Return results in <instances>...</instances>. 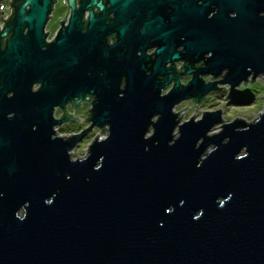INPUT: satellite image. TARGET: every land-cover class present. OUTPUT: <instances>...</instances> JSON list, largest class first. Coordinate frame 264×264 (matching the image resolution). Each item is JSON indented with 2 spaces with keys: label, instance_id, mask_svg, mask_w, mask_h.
<instances>
[{
  "label": "water",
  "instance_id": "95a60500",
  "mask_svg": "<svg viewBox=\"0 0 264 264\" xmlns=\"http://www.w3.org/2000/svg\"><path fill=\"white\" fill-rule=\"evenodd\" d=\"M5 2L0 264H264V104L246 123L171 112L215 83L264 80V0H64L67 23L49 42L55 0ZM79 100L89 125L56 135L80 122L62 107ZM91 128L106 134L71 160Z\"/></svg>",
  "mask_w": 264,
  "mask_h": 264
},
{
  "label": "rangeland",
  "instance_id": "374dc122",
  "mask_svg": "<svg viewBox=\"0 0 264 264\" xmlns=\"http://www.w3.org/2000/svg\"><path fill=\"white\" fill-rule=\"evenodd\" d=\"M48 25V24H47ZM260 77V78H259ZM259 77H255L254 79L251 80V82L246 83V84H241L240 86L234 88L233 89H224V88H228L227 86H223L222 89L224 90H219L217 92H215L214 94H207L206 95V99H204L203 102H199L198 105L193 106V104H190L187 100L183 101L182 103H180L179 105H177L174 108V112L176 113L177 111V115L180 116V119L182 121L189 119L192 115H193V120L194 119H198L201 117L200 112H204V111H214V110H219L220 113V118L222 122H228L231 121L233 119H240L243 122H250L251 120H253L254 118L257 117L258 113L260 112V108L263 106L264 104V80L261 79L263 78L262 75H259ZM240 88H245L246 91L251 92L252 97H249L247 101L243 102V101H231L230 96H229V92H234V91H238ZM85 105L86 103L83 102L79 107L76 108V112L77 113H81L83 111H85ZM189 106L188 108L183 109L184 107ZM196 107V110H194V108ZM194 111V112H193ZM180 114V115H179ZM181 121H179L178 123H180ZM69 127L70 126H76V122H70V124L68 123ZM81 124L79 126V129L81 128ZM77 127V126H76ZM219 129L217 127V125H215V127H213V129L211 130V132H214ZM65 132L66 129H63ZM176 130H174L172 132L173 136L175 135ZM57 134H62V132H56ZM97 134V135H96ZM96 135L100 136L101 138L103 137V134L100 135L99 130L93 129V131H91V133L89 134V136L82 138L81 141L79 140L78 144L73 146L71 148V150L69 149V155H70V159L72 160L73 158H82V156L85 155V147L87 146V144L92 141V136ZM63 136H68L65 133L63 134Z\"/></svg>",
  "mask_w": 264,
  "mask_h": 264
},
{
  "label": "flooded vegetation",
  "instance_id": "af4514ba",
  "mask_svg": "<svg viewBox=\"0 0 264 264\" xmlns=\"http://www.w3.org/2000/svg\"><path fill=\"white\" fill-rule=\"evenodd\" d=\"M63 1L64 0H55L54 3H51L52 12L47 17L48 19H47L46 23L43 26V32H44V34L48 30V33L45 35V38H44V41L45 42L51 41L53 35L56 33V31L58 29V24H57L56 21H61L62 18H63V16H64L65 17V20H63V22L61 23V25L62 26H65V24L67 23V19H68L67 16H68V12L70 11V8L69 7H66V3L65 2L63 3ZM73 6H74V8H77L76 3ZM66 8H67V10H66ZM64 13H65V15H64ZM86 15H87V10L85 12H83V16H84L83 19H85V20H86V17H87ZM231 15H233V14L232 13H230V14L228 13V16L229 17ZM108 44H111V42L108 41L107 45ZM154 49H155V46L150 47L149 49L147 48V49L143 50V53L144 54H150V52H152V50H154ZM174 50L175 51H178V50H180V48H175ZM134 54L137 55L138 54V51H135ZM172 63L174 64L173 67H181V65H182V63H181L180 60H175ZM167 66H168V62H164V67H167ZM203 66H204V64L199 65V67H201V68ZM189 69H190V67H187L185 70H189ZM178 71L181 72L182 69L181 70L179 69ZM219 72H220V76L223 77L224 71H221L220 70ZM167 76H170V74H167ZM197 76L199 77L200 74H198ZM220 76H215L211 80V79H207L209 77H212L211 74H209V73H203L202 76H200V78H201L200 80L202 81V83H205L206 80H207V82H213L215 80H218V79L222 78ZM189 79H191V73H185V74H182V76L181 75H178L176 82H177V84H181V86H182V85H185L186 81H188ZM37 86H39V84H33L32 87H31V89L34 90L35 88H37ZM215 86L216 87H222L223 88V84L215 83ZM225 86H227V85H225ZM171 87H172V82L169 81L168 83L164 84L162 86V88H160V91H158V94L162 96V94H165L166 91H168ZM222 88L217 89V90H215L213 92L210 91L209 94L210 93L211 94H214L215 92L221 90ZM203 98L206 99V96L203 97ZM72 99H75V98L73 97ZM204 99L201 100L200 102H203ZM185 100H187L190 104H192V102H190L189 99H183V101H185ZM183 101L181 100V101H178L177 103L173 104V107L171 108L172 114L175 113L174 112V108L177 105H179L180 103H182ZM83 102L86 103V105L84 107L85 108V111H86L87 109L90 108V103L87 100H79L78 104L81 105ZM69 105H70V102L69 103L66 102V103H64V105L62 107L66 111L67 114L70 115L72 113L70 115V117L76 116V118L79 119V120L82 119V118H85V115L86 114L80 115L79 113H77L76 112V108L77 107L74 108V109H72V110H70ZM51 111H52V116H51L52 119H57V117H59L61 115V113H62V111H60V108L58 109L57 106H53L51 108ZM176 117H179V116L177 115ZM178 120L179 121H182L183 119L181 120L180 117H179ZM70 122L75 123V121H73V120H70V121L64 120L60 125H55L54 127H52L53 132H55L56 135H59V134L56 133L58 131L59 133L62 132V134H60L61 136H63L64 133L66 135H68V136H71V134H77V133L81 132V129H83L84 127H86V126L89 125V121L88 120H80V122H76V124H77L76 126L77 127L76 126H74V127L73 126H70L69 127L68 123L70 124ZM80 123L83 124V125H81V128L79 129ZM63 129H66L65 132H63L64 131ZM93 129H96V128H91L88 132H86L81 137V139L89 136V134L91 133V131H93ZM96 130H99L101 133L106 134L105 133V130L104 131L103 130L101 131L100 129H96ZM81 139H80V141H81Z\"/></svg>",
  "mask_w": 264,
  "mask_h": 264
},
{
  "label": "trees",
  "instance_id": "16d2710c",
  "mask_svg": "<svg viewBox=\"0 0 264 264\" xmlns=\"http://www.w3.org/2000/svg\"><path fill=\"white\" fill-rule=\"evenodd\" d=\"M231 101H247L249 97H252L251 92L246 91L245 88H240L238 91L229 92Z\"/></svg>",
  "mask_w": 264,
  "mask_h": 264
},
{
  "label": "built area",
  "instance_id": "2783aa9c",
  "mask_svg": "<svg viewBox=\"0 0 264 264\" xmlns=\"http://www.w3.org/2000/svg\"><path fill=\"white\" fill-rule=\"evenodd\" d=\"M7 6H8V3L7 2H5V0H0V12H1V14H0V19L3 21L4 19H5V17H6V15H9L10 14V10H9V8H7ZM7 8V9H6ZM2 21H0V27L3 25V22ZM100 132V131H99ZM101 134H103V133H101L100 132V135ZM104 135V134H103ZM60 136V135H59ZM93 137V136H92ZM96 138H100L101 139V137L100 136H97Z\"/></svg>",
  "mask_w": 264,
  "mask_h": 264
},
{
  "label": "bare ground",
  "instance_id": "6f19581e",
  "mask_svg": "<svg viewBox=\"0 0 264 264\" xmlns=\"http://www.w3.org/2000/svg\"><path fill=\"white\" fill-rule=\"evenodd\" d=\"M1 28V27H0ZM213 129V128H212Z\"/></svg>",
  "mask_w": 264,
  "mask_h": 264
},
{
  "label": "clouds",
  "instance_id": "9594fccd",
  "mask_svg": "<svg viewBox=\"0 0 264 264\" xmlns=\"http://www.w3.org/2000/svg\"><path fill=\"white\" fill-rule=\"evenodd\" d=\"M105 135V134H104Z\"/></svg>",
  "mask_w": 264,
  "mask_h": 264
}]
</instances>
